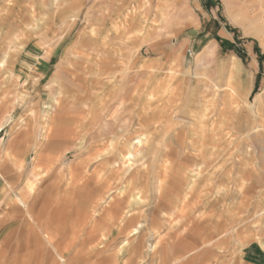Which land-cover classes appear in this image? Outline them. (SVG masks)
Wrapping results in <instances>:
<instances>
[{"label":"rangeland","instance_id":"1","mask_svg":"<svg viewBox=\"0 0 264 264\" xmlns=\"http://www.w3.org/2000/svg\"><path fill=\"white\" fill-rule=\"evenodd\" d=\"M146 1L126 45L141 0H0V173L34 185L0 264H232L264 232V0Z\"/></svg>","mask_w":264,"mask_h":264},{"label":"crops","instance_id":"2","mask_svg":"<svg viewBox=\"0 0 264 264\" xmlns=\"http://www.w3.org/2000/svg\"><path fill=\"white\" fill-rule=\"evenodd\" d=\"M225 103H226V101H225ZM224 108H230V104L228 106H225ZM19 167L21 169H19L17 167L14 168V166L9 167L8 171L6 172L7 178H5L0 173V214L4 213V211H3V208H4L6 210L5 216H8V217H12L10 215H14V211L11 210V207L14 208L13 205H15V207L17 205H19V204H16L17 201H18V203L20 202V203L24 204V201L22 199V195L24 196L25 192H29L34 187V185L24 184L23 190H20L18 192L16 191V188H17L16 185L19 182L23 181V178L25 175V174H23V170L25 169V167L24 166H19ZM3 181L5 183H3ZM55 188H58V189L64 188L65 191L63 190L64 192H62V195H63L62 197L66 198L68 201L71 202V200H70L71 197L64 195L65 193H68V192L70 193L69 188L67 186L65 187L63 185H60L59 187L56 186ZM49 191L50 190H48L47 193ZM57 191H59V190H57ZM20 199H21V201H20ZM9 211H12L11 214L9 213ZM56 211H55L54 216H56L57 218H60V215L63 214V211L62 210L57 211V212ZM30 215L35 216V212H33V215L32 214H30ZM67 221H70V220H67ZM67 221L65 222L64 219H61V220L58 219V221L56 220L55 223H52L50 220H47V221H45L46 222L45 226L44 225H38L40 230L43 231L44 238L46 239L47 243L52 245V248L55 251L56 255L62 261H65L64 256L66 253L63 250V247H65L66 245L68 247H70V245L73 244V241L76 240V239H74L73 236H71L72 235L71 233L64 232L65 225L67 224ZM56 223L61 225V227L59 229L60 232L53 233L50 230L53 229V225H55ZM258 233L259 232H257V234ZM82 235H84V234H80L78 236L82 237ZM256 235L253 238L248 239V241H246L244 243L241 251L239 252V255L234 258L232 264H264V232L259 234L261 236L260 238H257ZM75 238H77V237H75ZM81 239L82 238H79L80 241H81ZM74 244H76L74 246H81L82 245L81 243L80 244L74 243ZM61 252L63 253L62 254L63 257L60 255ZM66 262H68V260H66Z\"/></svg>","mask_w":264,"mask_h":264},{"label":"bare ground","instance_id":"3","mask_svg":"<svg viewBox=\"0 0 264 264\" xmlns=\"http://www.w3.org/2000/svg\"><path fill=\"white\" fill-rule=\"evenodd\" d=\"M10 1V0H9ZM141 1H143V3L142 4H139V5H137V6H135V7H133L134 9V11L133 12H131V14H129V12H128V15H127V17H125L124 19H123V25L124 26H121V27H123V29H125V32H126V36H125V38H126V40H125V44L126 45H128V43H129V41L131 40V39H135V40H137V41H142L143 42V40H145L147 37H149V32H148V29H147V19H146V16L145 15H142V12H141V10H137V9H140V8H143V9H145V11H146V9H148L147 7H146V3H147V1L146 0H141ZM128 5V4H127ZM156 6V5H155ZM129 7V6H128ZM11 7L9 6L8 7V9H10ZM127 9V8H126ZM125 10V9H124ZM2 12V8L0 7V13ZM133 13V14H132ZM7 17H8V15H7ZM1 21H3V18H1V16H0V26L2 25V23H1ZM7 21H8V19H7ZM111 24V23H110ZM115 25V24H114ZM119 25V24H118ZM120 26V25H119ZM131 27V28H130ZM118 29V28H117ZM120 29V28H119ZM122 29V28H121ZM122 29V30H123ZM109 33V32H108ZM130 34H132L133 36H130ZM23 36V35H22ZM36 36V35H35ZM119 38V37H118ZM116 39V38H115ZM136 42V41H135ZM132 43V42H131ZM75 46V45H74ZM5 55H7V53L6 54H4V56H2V62L3 61H5V58H3V57H6ZM136 61H137V59H136ZM1 62V63H2ZM97 106V105H96ZM97 108V107H96ZM142 112V111H141ZM173 113V112H172ZM148 114V113H147ZM146 115V114H145ZM170 117V116H169ZM193 117V116H192ZM176 118V117H175ZM194 120H195V118H194ZM171 121V120H170ZM172 124H174V123H172ZM169 125H171V123L169 124ZM170 127V126H169ZM166 128V127H165ZM168 128V127H167ZM164 129V128H163ZM171 130V129H170ZM137 132V131H136ZM193 132V131H192ZM181 133V132H180ZM175 134V133H174ZM167 135V134H166ZM186 136V135H185ZM190 136V135H189ZM195 137V136H194ZM138 138V137H137ZM147 138V137H146ZM180 138V137H179ZM186 138V137H185ZM187 139V138H186ZM212 139V138H211ZM164 140V139H163ZM176 140V139H175ZM178 141V140H177ZM210 141V140H209ZM137 143H139L140 145L142 144V142H141V140H137ZM205 143V142H204ZM192 144H193V142H192ZM195 144V143H194ZM264 144V143H263ZM211 145H213V144H211ZM192 146V145H191ZM214 146V145H213ZM131 147H134V143L131 145ZM136 147V146H135ZM140 147V146H139ZM192 147H194V146H192ZM198 147V146H197ZM196 147V148H197ZM212 147V146H211ZM204 148V147H203ZM133 149V148H132ZM138 149V148H137ZM136 150V149H135ZM210 151V150H209ZM208 151V152H209ZM262 151V150H261ZM165 152V151H164ZM128 153V152H127ZM145 153V152H144ZM202 153H204V152H202ZM213 153V152H212ZM216 153V152H215ZM169 154V153H168ZM91 155V154H90ZM129 155H131V152H129ZM167 155V154H166ZM169 155H171V154H169ZM128 155L126 154V157H127ZM125 157V156H124ZM169 157V156H168ZM171 157V156H170ZM264 158V157H263ZM124 160H126V158L124 159ZM129 160V159H128ZM155 160H156V158H155ZM127 162H129V161H127ZM88 163V162H87ZM159 163V162H158ZM75 164V163H74ZM125 164V163H124ZM136 164V163H135ZM160 164V163H159ZM144 165V164H143ZM191 166V165H190ZM264 166V165H263ZM37 167V166H36ZM53 167V166H52ZM75 167V166H74ZM84 167V166H83ZM76 168H77V166H76ZM161 168V167H160ZM193 168V167H192ZM81 169H83L82 167H81ZM86 169V168H85ZM153 169V168H152ZM180 169V168H179ZM51 170V169H50ZM73 170H75V169H73V167H72V171ZM200 170V169H199ZM89 171V170H88ZM195 171H196V169H192V171L190 172L191 174H189L188 176H189V178H193V175L195 174ZM202 171V170H201ZM66 172V171H65ZM91 172V171H90ZM197 172V171H196ZM80 173V172H79ZM40 174V173H39ZM71 174L73 175V173L71 172ZM81 174V173H80ZM154 174V173H153ZM157 174V173H156ZM44 175V174H43ZM76 175V174H75ZM78 175V174H77ZM114 175V174H113ZM91 176V175H90ZM187 176V177H188ZM186 178V177H185ZM70 179H71V181L68 183L70 186H69V190H70V193H73V191H75L74 190V188H76V189H78V187H77V185H75V184H72V178L70 177ZM106 180V179H105ZM157 180V179H156ZM186 180V179H185ZM206 180V179H205ZM102 181V180H101ZM104 181V180H103ZM108 181V180H107ZM187 181V180H186ZM86 182V181H85ZM106 182V181H105ZM110 182V181H109ZM112 183V182H111ZM198 184V183H197ZM85 185V184H84ZM108 185H110V184H108ZM157 185V184H156ZM106 186V185H105ZM111 186V185H110ZM191 186V185H190ZM190 186H188V187H190ZM59 187V186H58ZM87 187V186H86ZM154 188V187H153ZM155 189V188H154ZM79 190V189H78ZM69 193V192H68ZM122 194V193H121ZM111 195H112V193H111ZM160 195V194H159ZM101 197V196H100ZM106 197V196H105ZM103 198V197H102ZM158 198V197H157ZM105 199V198H104ZM153 199V198H152ZM164 199V198H163ZM211 199V198H210ZM121 200V199H120ZM123 200V199H122ZM166 200V199H165ZM225 200V199H224ZM20 201H21V199H20ZM109 201V200H108ZM196 201V200H195ZM167 201H165V203H166ZM93 203H94V201H93ZM85 204H87V203H85ZM103 204V203H102ZM168 204V203H167ZM93 205V204H92ZM91 205V206H92ZM108 205V204H107ZM170 205V204H169ZM196 205V204H195ZM109 206V205H108ZM171 207V206H170ZM112 208V207H111ZM129 208H131L130 206H129ZM169 208V207H168ZM176 208V207H175ZM226 208V207H225ZM97 210V209H96ZM116 210V209H115ZM114 210V211H115ZM176 210H177V208H176ZM212 210V209H211ZM233 210V209H232ZM86 211V210H85ZM113 211V210H112ZM117 211V210H116ZM178 211V210H177ZM192 211V210H191ZM99 212H101V211H99ZM59 213V212H58ZM127 213V212H126ZM228 213V212H227ZM96 214V213H95ZM80 215V214H79ZM198 215V214H197ZM198 217V216H197ZM80 221H82V220H80ZM79 221V222H80ZM66 222V221H65ZM69 221H67V223H68ZM211 222V221H210ZM249 222V221H248ZM82 223V222H81ZM90 223V222H89ZM241 224V223H240ZM74 225V224H73ZM78 225V224H77ZM111 225H112V223H111ZM110 225V226H111ZM80 227V226H79ZM78 228V227H77ZM103 228V227H102ZM105 228V227H104ZM76 229V228H75ZM74 229V230H75ZM108 229V228H107ZM94 231V230H93ZM96 231V230H95ZM237 231V230H236ZM86 232V231H85ZM111 232V231H110ZM71 233V232H70ZM92 233V232H91ZM87 234V233H86ZM92 235V234H91ZM107 235V234H106ZM237 235V234H236ZM97 236V235H96ZM102 236V235H101ZM200 236V235H199ZM202 236V235H201ZM84 237V236H83ZM94 237V236H93ZM104 236H102L101 237V239L103 238ZM256 237L257 238H260L261 236L259 235V234H257L256 235ZM87 238V237H86ZM211 238V237H210ZM88 239V238H87ZM93 239V238H92ZM98 239V238H97ZM102 240H104V238L102 239ZM102 240H101V242H102ZM178 240V239H177ZM203 240V239H202ZM89 241H90V239H89ZM210 241H211V239H210ZM201 242H203V241H200V243ZM262 242V241H261ZM94 243V242H93ZM203 244V243H202ZM201 244V245H202ZM205 244V243H204ZM74 246V245H73ZM205 246H208V245H205ZM117 255V254H116ZM151 255V254H150ZM197 256V255H196ZM60 257V256H59ZM63 257V256H62ZM197 258V257H196ZM232 259V258H231ZM151 260V259H150ZM179 261V260H178ZM162 262H163V260H162ZM161 262V263H162ZM193 262V261H192ZM197 262V261H196ZM125 263L126 264H134V263H137V262H134L132 259H130V258H126V260H125ZM187 263H188V261H187ZM163 264V263H162ZM189 264V263H188Z\"/></svg>","mask_w":264,"mask_h":264},{"label":"trees","instance_id":"4","mask_svg":"<svg viewBox=\"0 0 264 264\" xmlns=\"http://www.w3.org/2000/svg\"><path fill=\"white\" fill-rule=\"evenodd\" d=\"M211 1H213V0H211ZM215 1H218V0H215ZM214 3V2H213Z\"/></svg>","mask_w":264,"mask_h":264}]
</instances>
